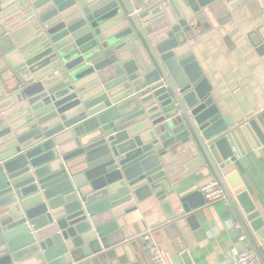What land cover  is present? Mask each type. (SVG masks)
I'll use <instances>...</instances> for the list:
<instances>
[{
    "label": "water",
    "instance_id": "water-1",
    "mask_svg": "<svg viewBox=\"0 0 264 264\" xmlns=\"http://www.w3.org/2000/svg\"><path fill=\"white\" fill-rule=\"evenodd\" d=\"M255 1L0 0V264H87L133 198L175 194L193 163L239 213L221 171L231 134L257 123L222 118L190 43ZM180 203L169 232L205 198Z\"/></svg>",
    "mask_w": 264,
    "mask_h": 264
},
{
    "label": "crops",
    "instance_id": "crops-1",
    "mask_svg": "<svg viewBox=\"0 0 264 264\" xmlns=\"http://www.w3.org/2000/svg\"><path fill=\"white\" fill-rule=\"evenodd\" d=\"M214 21L217 26L211 25L190 43L193 55L213 88L211 95L222 118L236 125L254 118L259 131L248 125L245 131L231 134L235 160L224 163L221 171L239 213L228 197L212 203L205 200L192 212V226L186 224L176 233L165 229L183 214L182 196L219 181L211 169L193 163L189 176L173 185L175 194L141 203L133 198L136 209L110 236L114 243L85 257L87 264H152L141 241L146 232L152 233L166 264H226L245 246L258 254L250 234L264 253V1L217 15ZM253 31L258 32L251 40L248 35ZM241 192L245 196L240 200ZM44 263L41 254L23 255L22 264Z\"/></svg>",
    "mask_w": 264,
    "mask_h": 264
},
{
    "label": "built area",
    "instance_id": "built-area-1",
    "mask_svg": "<svg viewBox=\"0 0 264 264\" xmlns=\"http://www.w3.org/2000/svg\"><path fill=\"white\" fill-rule=\"evenodd\" d=\"M200 192L205 200L209 203L216 201H227V195L217 180H212L201 187ZM237 229H241L240 225H236ZM246 237L241 235L240 240L244 241ZM141 241L145 249L149 252L152 264H166L165 259L158 248V245L151 232H146L141 236ZM226 264H263L258 254L249 247L240 249L234 259L227 260Z\"/></svg>",
    "mask_w": 264,
    "mask_h": 264
}]
</instances>
